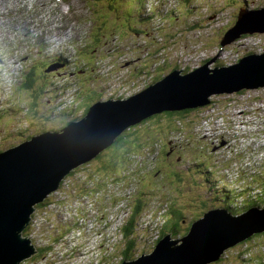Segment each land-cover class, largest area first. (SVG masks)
<instances>
[{"label": "rangeland", "instance_id": "374dc122", "mask_svg": "<svg viewBox=\"0 0 264 264\" xmlns=\"http://www.w3.org/2000/svg\"><path fill=\"white\" fill-rule=\"evenodd\" d=\"M120 1L122 2L119 3L121 6L113 7L109 0H69L68 4L63 5L61 3L66 13L59 18L57 17L58 9L53 10V7L48 9L45 22L42 23L39 30L33 28L36 15L39 12L38 8L35 10L34 5L37 4V1L17 0L13 2V0H5L1 2L0 24H3L0 26V33L3 35V43L0 45L6 46L10 50L8 51L10 55H2L3 59L0 62V151L4 152L6 149L15 148L21 145L19 143L28 140L30 136L36 137L51 132V130H59L63 127L64 122L72 120L74 115H77V118L83 117L81 114L85 111L84 106L91 99L93 102L100 99L101 101L105 99L125 100L156 83L154 65H157L158 60L165 55L163 52L160 58L155 59L156 63L151 66H144L143 58L146 57L144 54L150 53L152 50L139 40L143 35L145 36L141 40L147 42L151 38L154 39L153 36H156L157 39L159 32H162L161 43L165 46L171 44L169 47L167 46V51L184 45L188 46L189 49H182L179 56L186 57L182 64L186 62L188 68L195 70L202 69V61L208 58L213 61L206 64L207 68H213L211 66L216 61L230 65L236 61L238 55L240 56L245 51L255 53L264 50V31L259 27H254L257 22L256 18L250 19L249 24H240L228 39H224L222 36L220 42L229 41V43H224L223 46L217 48L215 46L197 45L196 35L187 30L188 24H191L189 27L196 25L197 22L199 24L200 13L204 9L207 13H215L216 16L226 17L230 20L236 16L234 22L236 25L243 15H249L248 12L264 8V5L260 4L262 1L264 4V0H146V3H141L140 7L135 8H133L132 3L125 0ZM138 1L142 0H134L135 3ZM223 3H225L224 5L227 4L228 7H225ZM7 6L8 10L5 8ZM14 6L17 10L11 12ZM151 7H154L156 11L149 24L139 26L140 21L136 20L137 17H135L139 13L138 9H141L140 12L148 14V9ZM82 8L89 12L84 13ZM184 9L189 13H183ZM159 11L165 14L174 11L169 14L174 15L162 18L159 16ZM75 13L81 14L80 16L86 15V19L71 27L69 23L72 20L67 17L66 22L62 18L65 15L71 16ZM133 13L134 16L131 17L134 20L127 18L128 14ZM261 15L264 17V13ZM101 26L107 28L106 37H103L107 41L101 42L96 55L94 53L91 55L84 54L81 59V53H78L77 49L74 50V47L77 44L84 47L90 41L94 43V38L101 34L99 33L100 30L98 31ZM157 26L160 27L157 28ZM131 27L132 29H130ZM240 30L245 31L244 37H240L239 34L238 37L235 35L236 32L240 33ZM257 30L262 32H257ZM42 32L43 34H41ZM28 35L34 36L42 47L41 52L35 56H33V52L37 49V45L29 43V41L25 42L27 40L25 37ZM84 35L86 36L85 39L81 40ZM189 41L191 42L189 43ZM97 45L93 50H96ZM150 48L153 49L154 45L150 44ZM136 49H140L141 52L138 53ZM58 50H63L61 54L64 58L60 57ZM167 51L165 54L168 53ZM39 54L42 56L40 63H38ZM78 54L80 55L78 56ZM141 65L143 66L141 67ZM54 72L55 74L57 72L58 75H54ZM139 72L143 76L141 75L140 83L137 85ZM10 73L17 77V80L12 84H9ZM67 73L71 76H68ZM144 76H147V79ZM32 78L33 83L29 84ZM56 82H59L58 85ZM71 86H77L78 91L74 93V88L72 89ZM243 90L242 95L231 93L211 96L210 100L207 99L209 104L201 107L198 111H194L183 121L178 122L179 119H174V125L163 127L165 129L163 131H161L160 126L155 125V120H153L155 116L149 117L142 122L143 124H138L136 131L146 129L150 124L153 125L152 135L145 139H135V143L133 142L135 145H130L131 150L129 151L132 153L130 162H126L116 168L115 171H109L110 176H116L122 181L121 197L125 198L126 201L130 194H126L125 191H130L133 195L136 194L135 197L143 200L144 205L161 204L156 206L155 210L161 206L164 209L166 207L181 208V213L186 215L182 223L183 230H185V226L188 225L191 217L196 216L201 219L204 216H202L204 211L208 213V210L213 211L214 208H226L224 198L234 200V194L231 190L249 182V177L254 171L251 167L260 168L262 166L264 169V161L255 162L260 158L257 157V151L254 149L256 147L255 140L264 137V88ZM74 97L81 100L79 107L72 106L71 100ZM58 110L60 113H66V115H59ZM73 113L75 114L73 115ZM223 120L224 124L229 126V133L223 130L221 132L219 129L216 121L223 123ZM201 124L205 126L204 136H208L204 139H197L199 135L196 132ZM198 125L199 127H197ZM208 127L213 129L212 133L207 131ZM177 129L180 131L178 132ZM210 134H212L211 137H209ZM161 138L165 139L164 148L162 146L164 140H160ZM227 139H230V145L222 149L223 145L229 141ZM242 139L246 144H249L250 139L254 145L250 146L246 153L238 152V143ZM170 145L180 148L181 151L173 147L168 156L170 159H167L166 151H169ZM148 153L154 155L152 160ZM201 154L203 159L200 157ZM156 159L157 163L154 167L153 164ZM204 164L214 172L213 174L210 173L208 182L205 183L204 180L197 181L194 176L195 173L197 176L200 174ZM82 165L76 166L73 174H67L59 182L57 189L50 192L44 201L35 204L34 207H37V205H43L47 202L45 207L34 208L33 214L35 215H31V219L25 227L35 225L36 222L43 225L44 231L37 229L40 243L43 245L50 244V247L60 251V256L55 253L56 256L49 254L39 260L26 261L25 259L22 264H55L57 261H66L65 249L72 251L75 256L77 255L76 250H79L76 256L79 264H92L93 262V264H120L123 251L128 246L129 241L133 245L132 253L136 254L137 258L146 256L155 249L156 244L152 248L150 240L154 241L167 222L164 220L165 217L161 215L164 209L158 210L163 221L157 217L158 215L153 216L151 214V211L154 212L153 209H148L143 219L136 224L130 223L127 216L122 218L119 213L118 217L122 218V223L111 226L108 209L112 206L113 199L107 197L109 189L101 200L99 198L103 192L90 195V188L95 184V174L102 169L99 166V161L90 162L85 167ZM87 169L91 170L87 171ZM97 169L98 171L95 172ZM171 171L175 172L174 176L170 175ZM137 175L142 176L145 182L138 184L135 181L139 177ZM226 175H229L231 182L227 180ZM220 176H223L226 184H228L225 185L227 186L225 187L226 194L219 191L213 195L209 189V184L217 181L215 182L216 186L221 190L224 183L219 182ZM177 177L180 181V192L174 187V181ZM118 185L120 184L115 185V187ZM94 186L97 188L96 184ZM235 190L241 192L238 189ZM73 194L76 198L72 197ZM84 194L88 197H84ZM52 196L58 200H50L49 198ZM210 196L219 197H216L218 200L215 198L212 200ZM239 202L240 199H237V204ZM135 203L134 200H130L122 206V210L129 212V207H135ZM113 215L117 216L115 213ZM144 219H147L146 224L154 225L155 232L146 228ZM152 219L155 223H152ZM180 220L181 218L177 221L181 222ZM55 226L64 241L67 240L64 236L66 229V231L69 229L68 232L73 236L79 237L80 234L83 241H90L82 246L77 245L78 248H71L73 243L71 241V247H68L66 243L64 245L60 242L53 244L52 236L58 238L56 230L53 229ZM183 232L181 236H183ZM167 234L159 235L163 239ZM181 236L172 237L171 241L183 238ZM147 237L149 238L148 244ZM25 238L30 243L33 242L32 238ZM251 240L246 239L243 241L245 242L243 245L238 243L239 245L229 247L220 256L218 262L211 264H243L244 261L239 257L240 252L248 250L247 244L251 247L257 246ZM258 243L260 244V242ZM36 244L41 246L38 242ZM34 248L37 249L35 245ZM66 254L69 252L67 251ZM258 256L264 260L262 254H258ZM254 258L258 259L259 257ZM255 259L249 264H264V261L259 262ZM70 264L75 263L71 262Z\"/></svg>", "mask_w": 264, "mask_h": 264}, {"label": "water", "instance_id": "95a60500", "mask_svg": "<svg viewBox=\"0 0 264 264\" xmlns=\"http://www.w3.org/2000/svg\"><path fill=\"white\" fill-rule=\"evenodd\" d=\"M248 13L224 39L254 18V27L264 31V11ZM202 67L184 76L171 72L125 100L97 101L81 120L0 153V264H20L36 253L22 236L35 204L57 189L76 166L111 145L125 128L162 112L201 108L211 95L264 88V50L227 67ZM263 231L264 207H251L238 216L215 209L195 221L186 237L171 241L167 234L150 254L121 264H211L229 247Z\"/></svg>", "mask_w": 264, "mask_h": 264}, {"label": "trees", "instance_id": "16d2710c", "mask_svg": "<svg viewBox=\"0 0 264 264\" xmlns=\"http://www.w3.org/2000/svg\"><path fill=\"white\" fill-rule=\"evenodd\" d=\"M125 1H127L128 3H132V0H125ZM109 2H110V4L112 6H115V5L116 6H121L119 3H122L120 0H109ZM133 3H135V2L133 1ZM137 4L140 5L141 2L138 1ZM260 4L264 5L262 2H260ZM127 6H130V5H127ZM224 6L228 7L227 4L224 5ZM133 8H135L134 5H133ZM204 10H203V13H200V22H199V24L197 22L196 25H194L192 27H189L191 24H188L189 28L187 27V30H188V32L192 33L193 35H196V38H197L196 44L197 45L207 46V47L215 46L217 48V47L220 46V43H221L220 41L222 39V36L230 33L232 31V29L235 28L234 27L235 26L234 22H235L236 16H234L233 19L230 20V19H228L226 17L216 16L215 13H207V12L204 13ZM138 12L139 13H137V15L135 17H137L136 20L140 21L139 22V26H144V25L149 24V22H150L151 18L153 17V15L149 14V12H148V14H146L145 12L144 13L140 12L139 9H138ZM183 13L186 14V13H189V11L184 9ZM97 15H99V14L97 13ZM131 16H134V13L133 14H128L127 18L133 19ZM166 16H167V14H166ZM169 16H173V15L171 14ZM216 17H217V20L215 21ZM104 24H105V27H106V22L105 21H104ZM165 27H164V29H165ZM130 29H132V27ZM98 31L101 34L98 37L94 38V43H91V41H90L84 47H81L78 44H77V46L74 47V50L77 49V52L81 53V59L83 57L82 55H84V54L91 55L92 53H94L96 55L97 54L96 52H97V49L99 48V45L102 44L101 42L102 41H105V42L107 41V40H105L103 38V37H106L107 28H103V26H101V28L98 29ZM236 34H238V33L236 32ZM245 35L246 34H239L240 37H244ZM144 36L145 35L141 36L139 38V40L142 43L146 44L148 49L152 50L150 53L147 52L146 54H144V56H146L145 58H143V60H144L143 61V65L144 66H151L153 63H156L155 59L160 58L162 56L163 52H164V55H165L163 58H160L158 60L157 65H154L156 82L157 81L158 82L161 81L165 77L166 74L168 75V73H171V72H177V73H179L182 76L188 75V74H190V72H194L195 69L194 68H188V64L186 62H184V64H182V61L185 60L186 57H183V55L179 56V52L182 49H184V50H186V49L188 50L189 49L188 46L184 45L182 47L175 48L172 51L169 50L168 53L165 54V52L168 49L167 46L169 47L171 44L165 46V45H163L161 43L160 40L162 38V32H159V34L157 35V39L155 38L156 36H153L154 39L151 38L152 40L149 39V40H147V42L144 41V40H141V39L144 38ZM190 42L191 41H189V43ZM96 44H98L97 48H96V50H93ZM150 44L154 45L153 49L150 48ZM137 51L139 53L140 49H138ZM245 52L243 54H241L240 56L238 55L235 62H238L244 56L247 57V56H250L252 54L260 53V52L253 53L251 51H248L246 53ZM222 53H224V52H222ZM79 55L80 54H78V56ZM89 59H91L90 56H89ZM232 60H233V58H232ZM92 62H94L93 59H92ZM208 62H210L209 58L205 59L204 61H202L201 66H204ZM228 65L229 64L224 65L223 63H218L216 61L215 64H213L211 67L221 68V67H227ZM141 75L142 74L140 73L139 74V81H138L137 85H139V83H140ZM144 77H145V79H147V76H144ZM243 91L244 90H241V91L236 92V93L239 94V95H242ZM211 96H213V95H211ZM211 96H209L207 99L210 100ZM91 102H93L92 99L89 100V103H91ZM78 105L79 104H77L76 106L79 107ZM89 105H88V107H89ZM86 106H84L85 111H84L83 115L88 110V107H86ZM198 109H200V107L186 108V109L181 110V111H172V112L166 111V112H162L160 114L154 115L155 117L153 118V120H155V125L160 126L161 131H163V130H165L163 127L174 125V123H173L174 119H176V118L179 119L178 122L179 121H183V120H185L186 117H189L194 111H198ZM79 117L77 118V120L79 119ZM74 118L75 117H73L72 120H75ZM145 120H147V119H145ZM145 120H143V121H141L139 123L143 124L142 122H144ZM70 121H65L63 126H65L68 122L70 123ZM71 122H73V121H71ZM164 123H167V124L165 125ZM152 127H153V125L150 124V125L147 126L146 129H143V130H140V131L139 130L136 131V128H138V125L136 124V125H133L131 127L125 128L124 131H122L121 133H119V134H117L115 136L116 139L112 143V145H110L108 148L106 147L102 151V153L99 152L97 155H95L93 158H91L89 160V162H95L96 160H98V161L99 160H107V162H106L107 165H103V164L99 165L102 169L99 170L100 172L95 174V180H94L97 188H95V186H92L90 188V195H95V194H99V193H102V192L105 193L106 191H108V189H109V192H110V191L113 190L115 185L122 183V181L119 180L118 177L110 176L109 171L110 170L115 171L116 168H119L120 166H122L126 162H130V160H131L130 155L132 154L129 151V150H131V146L130 145H132V144L135 145L134 144L135 143V139H139V138L145 139L147 137H150L152 135V130H153ZM170 129H173V127H170ZM177 131L179 132L180 130L177 129ZM169 132H171V131L169 130ZM30 138H32V136L28 137V139H30ZM197 139H204V138H203V136H199ZM160 140H164V142L162 143V146L164 148L165 139L161 138ZM177 150L181 151L180 148H177ZM200 157L203 159V155L202 154L200 155ZM89 164L90 163H88V165ZM251 168H253V167H251ZM201 169L202 170H201L200 174H198V176H197L196 173L194 174V176L197 178L196 180L197 181L204 180V183L208 182V180H207L208 176L210 175V173L213 174L214 172L212 170H209V168L205 164L201 167ZM87 171H90V170L87 169ZM97 171H98V169L95 170V172H97ZM91 172L93 173V171H91ZM170 175L174 176L175 172L171 171ZM137 176H139V175H137ZM250 178H251L250 182H248L246 184L243 183V185L238 186L237 188H235V189H240L241 192H236L235 189L231 190V192L234 194V200L235 201L234 200L231 201L230 198H224V204H225L224 206L226 208H222V207L221 208L218 207V208L219 209H226L228 214H230L231 216H238V215H240L239 213L241 211H244L245 209H248V208H251V207L263 208L264 207V172L263 171H255L254 170L252 172V175L250 176ZM111 181H113V182H111ZM109 182H111V183H109ZM179 182H180L179 178L177 177V179L174 181V187L177 189L178 192L181 191V187L179 185ZM215 182H217V181H215ZM215 182H212V183L209 184V187H210L209 189L212 191L213 195L215 194L214 188L217 185ZM223 185H226V184H223ZM219 191H221L222 193L226 194V192H223L222 189L218 190V193H219ZM72 197L76 198L75 194H73ZM84 197H88V195L84 194ZM210 197L212 198V200H215V199L217 200V198H216L217 196L214 197L215 199L212 196H210ZM237 199H240L239 204H237ZM46 204L47 203L41 205V207H44ZM138 210L140 211L139 208L136 209V212H135L134 216L132 217V219L130 220V223H133V222L135 223V221L137 222V220L134 221L133 219L139 213ZM168 210H170L168 218H164V220H167V222L164 225L161 233H159L161 235L170 233L171 237L175 238V237L181 236L182 235L181 234L182 231H184L183 232V236H185L189 232V230L191 228V225L195 221H197L199 219L196 216L191 217L192 219L191 218L189 219L188 225H186L185 226L186 227L185 230H183L182 223L184 222L183 219L185 218L186 215H183L181 213V208L177 209V208H173V207L171 208L170 207ZM213 210H215V208ZM210 211H212V210H208L207 212H210ZM205 214H206V212L204 211L202 213V216L205 215ZM179 218H181V220H180L181 222L177 221ZM175 219H177V220L174 222ZM30 230H32V228L30 226L25 228L23 234L24 235L28 234V232ZM126 233L128 234V231ZM183 236H181V237H183ZM249 239H252L251 241L255 242L257 244V246L253 245L251 247L249 244H247L246 247L248 248V250L246 252H240V256L239 257H240V259H242L244 261L243 264L251 263L252 261H254V259H255L254 257H259L258 259H255V260H257L259 262L260 261L263 262L264 261L263 258L258 256V254H262L263 257H264V253H262V252H264V231L261 232V233H256V234L252 235L251 237L248 238V240ZM257 241L260 242V244ZM156 243H158V241ZM243 243H245V242H241L239 244L243 245ZM127 245L128 246L124 249V254H123V257L121 258V263L124 262V261L125 262L132 261V260L137 258L136 254L132 253V246H133L132 242L129 241ZM73 254L74 253L69 254V255L72 256ZM216 262H218V261H216ZM216 262H214V263H216Z\"/></svg>", "mask_w": 264, "mask_h": 264}, {"label": "bare ground", "instance_id": "6f19581e", "mask_svg": "<svg viewBox=\"0 0 264 264\" xmlns=\"http://www.w3.org/2000/svg\"><path fill=\"white\" fill-rule=\"evenodd\" d=\"M3 1H5V0H3ZM15 1H17V0H13V2H15ZM62 2H64V3H67V2H69V0H61ZM133 1L134 0H132V4L134 5V7H140V5H142V4H140V5H138L137 3H133ZM214 1V0H213ZM34 2H35V0H34ZM43 2H44V4H45V6H46V8H47V10L48 9H51V7H50V4H48V1L47 0H43ZM139 2H141V3H146V0H143V2L142 1H139ZM263 2V1H262ZM217 3V2H216ZM218 4V3H217ZM225 3H223V5H224ZM246 4V3H245ZM0 5H2V3L0 4ZM222 5V4H221ZM116 6V5H115ZM115 6H113V7H115ZM261 8V7H260ZM3 9V8H2ZM17 10V8H16V6H14V9L11 11V12H15ZM139 10H141V9H139ZM155 9H154V7H151V8H149L148 9V12H149V14H155ZM254 11V10H253ZM259 11H261V12H263L264 11V8H262V9H260ZM58 12H59V14H60V10L58 9ZM203 13V12H202ZM6 14V13H5ZM59 14H57V17L59 18L60 17V15ZM3 15V14H2ZM62 19H64L66 22H67V18L66 17H63ZM2 24L3 23H1L0 24V26H2ZM73 25H75L72 21H70V23H69V26H73ZM41 34H43V32L41 33ZM164 45V44H163ZM34 48H36L35 46H34ZM168 50V49H167ZM38 50L36 49V50H34V52H33V56H35V55H37L38 54V52H37ZM59 51V50H58ZM63 51V50H62ZM62 51H59V54H60V57H63L62 56V54L61 53H63ZM260 51H262V50H260ZM141 52V51H140ZM168 52V51H167ZM99 53V52H98ZM117 53V52H116ZM64 58V57H63ZM213 60H211L210 62H212ZM225 62V61H224ZM130 64V63H129ZM133 64V63H132ZM137 64V63H136ZM210 64V63H209ZM140 65V64H139ZM129 66V65H128ZM143 65H141V67H142ZM137 67H138V65H137ZM129 68H130V66H129ZM128 68V69H129ZM146 70V69H145ZM130 71V70H129ZM128 71V72H129ZM152 71V70H151ZM143 73V72H142ZM67 74H69V73H67ZM153 74V73H152ZM54 75H58L57 74V72H56V74H55V72H54ZM68 76H71L70 74L68 75ZM99 77V76H98ZM55 78V77H54ZM90 79H92V78H90ZM132 80V79H131ZM150 80V79H149ZM92 82V81H91ZM130 82V81H129ZM134 82V81H133ZM132 82V83H133ZM58 83L59 82H56V84L58 85ZM94 83V82H93ZM98 83V82H97ZM12 84V83H11ZM85 84V83H84ZM113 85V84H112ZM13 86V85H12ZM88 86V85H87ZM86 86V87H87ZM85 87V88H86ZM71 88L73 89L74 88V93H76L77 91H78V87L77 86H71ZM95 88H96V86H95ZM80 90V89H79ZM93 90V89H92ZM83 91V90H82ZM81 91V92H82ZM98 91V90H97ZM84 92V91H83ZM89 92V91H88ZM84 95V94H83ZM215 95H220V94H215ZM136 96V95H135ZM133 97V96H132ZM71 100V99H70ZM117 100H121V99H117ZM98 101H101V99L100 100H98ZM103 101H106V99L105 100H103ZM71 102H72V106H76L77 104H80L81 103V100H78V97H74L72 100H71ZM71 104V103H70ZM93 104H95V102H93V103H91L90 105H89V107H88V109L93 105ZM78 109V108H77ZM81 109V108H80ZM88 111V110H87ZM87 111H86V113H87ZM73 112V111H72ZM72 112H71V114H72ZM58 113H59V115H62V116H65L66 115V113H60V111L58 110ZM84 113V112H83ZM85 113V114H86ZM75 113H73V115H74ZM85 114L83 115V114H81L83 117L85 116ZM77 115H75L74 117H76ZM83 117H79V119L77 120V117L76 118H74L75 120H71V121H73V122H77V121H79V120H81ZM73 119V118H72ZM70 121V123H72ZM69 122L65 125V126H63L62 128H64V127H66L68 124H70ZM62 128H60V129H62ZM59 129V130H60ZM52 131H57V130H51V132ZM116 139V138H115ZM115 141V140H114ZM112 145V144H111ZM110 146V145H109ZM109 146H107V148L109 147ZM104 150V149H103ZM102 150V151H103ZM102 151H100L101 153H102ZM128 151V150H127ZM148 156H149V158L152 160L153 159V157H154V155L152 154V153H148ZM88 163H90L89 161H88ZM88 163L86 162V164L85 165H88ZM156 163H157V159L155 160V162H154V167H156ZM93 164H95V163H93ZM82 165V164H81ZM85 165H82L83 167H85ZM89 170H91V169H89ZM88 179V178H87ZM135 181L138 183V184H142V183H144L145 182V180L142 178V176H139L138 177V179H135ZM77 184V183H76ZM94 186V185H93ZM121 188V184L120 185H118V187H114L113 188V190L112 191H110L109 192V194L107 195V197L108 198H112L113 199V202H112V207H111V209H109L108 210V212H109V214H110V218H111V226H114V225H117V224H120V223H122V218H120V217H118V216H114L113 215V213L114 212H116V211H124V210H122V206L123 205H125L127 202H129L130 200H134L136 203L134 204L135 205V207H129V212H128V214H127V218H128V220H129V222H130V220L132 219V217L134 216V214H135V212H136V209H140V211H139V213L137 214V216H135V218L133 219L134 221L135 220H137V222L135 221V223L134 224H136V223H138V221L139 220H142L143 219V217L146 215V213L148 212V209H153L154 210V212H152L151 211V214L153 215V216H155V215H158V214H160L159 213V211H157V210H155L154 209V207H153V205L152 206H149V205H144V203H143V200H140L139 199V197H135V195H133L130 191H125L126 192V194H130V196L128 197V198H126V201H125V198H123V197H121V195H120V189ZM125 190V189H124ZM104 194L105 193H103V195L102 196H100V198H99V200H101L103 197H104ZM48 197V196H47ZM47 197H45L42 201H44ZM55 196H52V197H50L49 199L50 200H53V201H57L58 199H56V198H54ZM217 197H219V196H217ZM49 200V201H50ZM98 200V201H99ZM41 201V202H42ZM40 203V202H39ZM47 203V202H46ZM50 203V202H49ZM143 205V206H142ZM45 207V206H44ZM35 208V207H34ZM42 208V207H41ZM40 208V209H41ZM103 208V207H102ZM125 208V207H124ZM46 209V208H45ZM44 209V210H45ZM55 209H57V208H55ZM169 208H166V209H164L162 212H161V215H163V216H165L166 218H168V215H169V211L170 210H168ZM43 210V209H42ZM51 211V210H50ZM43 212V211H42ZM55 214V213H54ZM93 214V213H92ZM31 215H33V213H31L30 214V216H29V221H30V219H31ZM35 215V214H34ZM33 215V216H34ZM59 217V216H58ZM150 217H152V216H150ZM151 219V218H150ZM132 220V221H133ZM29 221H28V223H29ZM28 223H27V225H28ZM113 224V225H112ZM26 225V226H27ZM25 226V227H26ZM42 226L43 225H40V223L38 224V222H36V224L35 225H31L30 227L32 228V230H30L29 232H28V234H22V236L25 238V237H30V238H32L33 239V242L32 243H30V245L32 246V248H33V250L36 252V253H34L33 255H31L29 258H27L26 259V261L28 260V261H33V260H39V259H42V258H44V257H46L47 255H49V254H54V256H56L55 255V253H57L59 256H60V251L59 250H55V248L53 247L52 248V246L50 247V244H42V243H40V241H39V236H38V233H37V229H38V231H44L43 230V228H42ZM107 226H109L108 224H107ZM110 227V226H109ZM146 228L149 230V231H152V232H155V229H154V225L153 224H151V223H148V224H146ZM48 229V228H47ZM53 229H55L56 230V233H57V235H58V238H55V237H53L52 236V238H53V244H55V243H58V242H60V243H62L63 245L66 243V245H68V247H71V242H73V243H75L76 245H78V246H82V245H84V244H88L89 243V241H83L82 239H81V236H80V234H79V236H80V238H76L75 236H73L72 234H70L68 231H69V229H68V231H66V230H64V236H65V238H67V240L66 241H64V240H62V238H61V235H60V233L59 232H57V229H56V226L53 228ZM118 229V228H117ZM75 234V233H74ZM157 234V233H156ZM117 235V234H116ZM117 237V236H116ZM88 238V237H87ZM181 238V237H180ZM162 239V237L158 234V236H156L155 237V239H154V241L152 242V239L150 240V243H151V247L153 248V245H157V241L159 242L160 240ZM86 240V239H85ZM71 241V242H70ZM121 241V240H120ZM36 242H38L41 246H39V245H37L36 244ZM148 242H149V238L147 237V244H148ZM34 245L37 247V249L35 250V248H34ZM109 246V245H108ZM92 247V246H91ZM101 247V246H100ZM62 248V247H61ZM78 248V247H77ZM84 248V247H83ZM85 249V248H84ZM92 249V248H91ZM96 249V248H95ZM97 250V249H96ZM69 252V254H72L73 252L72 251H70V250H68V249H65V251H64V253H65V255H66V257H67V260L66 261H63V262H58L57 261V263H55V264H70L71 262H73V263H75V264H79V263H76L75 262V254H73L71 257H70V255L69 254H66V252ZM79 250H76V253L78 252ZM94 252H95V250H94ZM100 252H101V250H100ZM99 252V253H100ZM104 252V251H103ZM84 254V253H83ZM107 255V254H106ZM119 255V254H118ZM89 256V255H88ZM91 256V255H90ZM63 257V256H62ZM95 257V256H94ZM90 258V257H89ZM105 258V257H104ZM83 260V259H82ZM92 260V259H91ZM98 260V259H97ZM100 260V259H99ZM102 260H103V258H102ZM105 260V259H104ZM86 261V260H85ZM23 262V261H22ZM22 262L20 263V264H22ZM94 263V262H93ZM92 263V264H93ZM102 263H104V262H102ZM85 264V263H84ZM89 264V263H88Z\"/></svg>", "mask_w": 264, "mask_h": 264}, {"label": "flooded vegetation", "instance_id": "af4514ba", "mask_svg": "<svg viewBox=\"0 0 264 264\" xmlns=\"http://www.w3.org/2000/svg\"><path fill=\"white\" fill-rule=\"evenodd\" d=\"M173 147H175L176 149H177V147L176 146H169V151L167 152L166 151V157H167V159H170L168 156H169V154L172 152V150L171 149H173ZM106 162H107V160H99V164H103V165H107L106 164Z\"/></svg>", "mask_w": 264, "mask_h": 264}, {"label": "clouds", "instance_id": "9594fccd", "mask_svg": "<svg viewBox=\"0 0 264 264\" xmlns=\"http://www.w3.org/2000/svg\"><path fill=\"white\" fill-rule=\"evenodd\" d=\"M254 3V2H253ZM249 5V4H248ZM99 102V101H98ZM2 152V151H1ZM72 172H73V170H72ZM37 207H41V205H37ZM37 207H35V209L37 208ZM35 209H34V212H35ZM145 224H146V222H144Z\"/></svg>", "mask_w": 264, "mask_h": 264}]
</instances>
